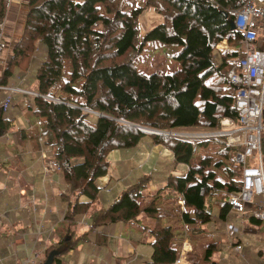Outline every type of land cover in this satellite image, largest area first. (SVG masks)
Returning a JSON list of instances; mask_svg holds the SVG:
<instances>
[{
	"label": "trees",
	"instance_id": "16d2710c",
	"mask_svg": "<svg viewBox=\"0 0 264 264\" xmlns=\"http://www.w3.org/2000/svg\"><path fill=\"white\" fill-rule=\"evenodd\" d=\"M246 1L146 0L144 6L125 9L128 0H27L24 30L12 47L8 64L2 67L0 85H9L18 71V81L31 82L35 58L45 46L46 56L36 70L38 88L33 90L39 95L16 93L24 96L23 102L31 96L29 109L35 117L45 119V126L34 135L36 143L41 149H50L48 158L62 172L66 186L60 195L66 211L52 227L54 240L39 264H64L63 258L85 242L105 244L108 233H100L102 228L141 222L143 214L150 221L144 230L153 238L152 264H176L185 244L191 247L189 264H198L193 263L194 247L187 237L178 246L175 242L178 222L204 225L219 220L227 232L230 213L235 212L230 197L238 195L243 186V167L234 161L235 148L228 146L225 136L187 138L179 130H221L223 118L239 121L234 100L239 86L230 81L228 73L233 59L242 53H220L217 45L228 40L230 46H240L242 34L235 27V14ZM9 6L7 0H0V23H5ZM148 9L160 14L163 22L142 32L141 18ZM3 40L4 34L2 44ZM154 40L182 46L174 56L180 63L178 70L146 74L137 68L146 42ZM67 60L72 64V77L62 88L76 98L55 94ZM79 78L83 82L77 88L73 83ZM1 93L0 99L6 91L0 89ZM6 112L0 109V138L11 130L13 120ZM28 137L26 130L18 134L21 143L29 141ZM213 138L222 145L219 156L205 155L193 164L196 145L208 146ZM145 140L172 151L167 183L152 191L154 172L143 173L110 204L91 210L101 194L97 181L109 174L111 152L136 149ZM262 148L264 157L263 134ZM42 159L44 163L46 159ZM181 164L187 165V172L173 173ZM5 174L0 172V180L10 177ZM223 190L228 196L217 215L214 196ZM83 197L87 200H81ZM89 213L88 227L81 231L84 225L79 221ZM246 216L249 224L264 223L253 215H242ZM165 219L172 223L165 224ZM3 225L0 239L9 237L10 226ZM191 230L194 234L204 231L201 226ZM240 233L241 227L239 233L227 234L229 241L235 244ZM222 247L213 239L201 256L212 264H222L223 260H214Z\"/></svg>",
	"mask_w": 264,
	"mask_h": 264
},
{
	"label": "crops",
	"instance_id": "0c3cea01",
	"mask_svg": "<svg viewBox=\"0 0 264 264\" xmlns=\"http://www.w3.org/2000/svg\"><path fill=\"white\" fill-rule=\"evenodd\" d=\"M26 3L27 0H12L10 3L5 21L6 25H4L3 50L1 54L2 67L8 64L11 57L12 47L23 33L27 13ZM152 11L154 12L152 13ZM141 19V22L145 25L148 21L147 28L143 32L150 29L155 21L160 20V23L163 22L162 16H160V14H158L154 9H148L145 11ZM255 30L257 33L256 45L264 50V23L260 22ZM224 41H226V48L218 47L221 42L217 45V51L221 53L229 51L227 50L229 48L228 40ZM243 47L244 46H242L241 41L240 46L236 47V51L242 53ZM240 57L241 56L233 59L232 63L234 64V62ZM38 58L39 56L36 57L35 60ZM1 71L2 68L0 69V75ZM18 75H20L19 71L16 73L13 80L10 81L9 85L24 87L22 85L24 82L17 80L19 77ZM24 84L26 85L27 82ZM27 89L36 90L32 87ZM228 92L229 90H226L225 94H228ZM0 95L2 96L4 94L1 93ZM23 100V95L15 94L13 104L6 112L8 117L9 113L12 115L11 118L9 117V119L13 120L11 122V130L7 135L0 139L1 142L4 141V143H6L9 147L6 148L0 146V163L5 162L6 164L4 166L0 165V172L6 173L5 175H10V177H3L4 183L0 187V211L6 214V217L0 226L3 224L10 226V229L8 230L9 238H3L0 240V264H39L44 257L47 246L54 240L52 227L62 219L66 211V204L61 200L59 194V191H61L59 190L61 185H57L56 183H53L52 185L50 184V189L46 186V180L43 175L44 163L41 155H39V151L42 150L40 144L31 140L21 143V141L19 142L18 140V134L20 131L26 130L27 133H30L28 128L31 121L27 115H22L23 109L21 107ZM20 114L25 121L16 119V115ZM261 123L263 126L262 134L264 136V111ZM35 128L36 127L33 129ZM11 144L14 146L11 147ZM145 146L149 148V150H145L141 146L137 147L136 153L133 155H130L129 151H125V153L122 154H114L111 159L109 156L111 161L110 171L106 177L100 178L97 181V185L100 187L102 195L100 194L99 199H97V201L92 205L91 210H98L110 204L127 185L131 184L138 177L136 175L137 171H141V175L143 173H148V170L150 169L149 167L153 164L156 168L152 176L150 189L152 191H157L167 183V176L171 172L170 166H172L174 161L172 151L170 153L169 149L166 147L154 145L150 140L146 141ZM153 146L163 147L160 152L163 153L161 155L166 154V156L161 158L162 156L159 157L156 152H153L149 158L150 150L155 151L152 150ZM261 152L263 156V148L261 149ZM254 156L258 155L255 153L253 157ZM170 160L172 161L170 162ZM141 165H143L142 169L137 170ZM159 165L164 166L166 171L160 172ZM131 168H133V170ZM176 169L177 171H174L173 173L181 174L187 172L188 167L187 165L181 164ZM16 170L19 173H15ZM165 172H167V174H165ZM53 175L54 174L52 173L50 176L52 177ZM43 187L47 189V193L50 196L49 200L48 197L47 200L45 198L47 194L43 197ZM36 194H38V197L35 196ZM32 195L35 196V199L39 204L35 206V210L31 205ZM40 197L42 199H40ZM260 199L261 198L258 197L257 200L259 201ZM81 200H87V198L83 197ZM29 210H32V212ZM40 210H42L41 214ZM234 213V217L232 219L229 218L228 221L240 226L242 230L240 237L242 240L241 244L243 255H241L244 256V260L240 261L238 264H264V249H262L263 247L261 246V241L264 242V223L262 226L257 224L252 225L248 223L247 216L243 218L242 215L240 217L237 216L236 212ZM89 215L90 213L85 215L84 219L79 221V224L83 223L82 225H84L80 229L81 231L88 227L86 224L89 221L88 219H90ZM35 216L38 217L37 220H35ZM127 226H129V223L118 224L108 230L102 228L99 231L100 233L104 230L108 233L105 244L97 245V243L94 244L92 242H85L81 244L78 249L69 252L63 258V263L152 264L150 263V260L153 249L150 243L153 238L149 235V239L151 241L148 242L149 247H146L142 244V241L146 240L145 236L140 238L141 230L138 229L139 232H137V229L127 230ZM223 226L224 225L222 224L219 230L222 229L225 231ZM38 227H42V231L40 233H37ZM245 235H250L247 245H244ZM33 238H36V240L34 241ZM5 239H8V243ZM227 240L228 239L225 238L223 242H227ZM33 249L35 250L34 253L32 252ZM18 253H24L26 255L31 254V256L29 258L26 257L27 259L25 262H20L19 259L21 257H18Z\"/></svg>",
	"mask_w": 264,
	"mask_h": 264
},
{
	"label": "built area",
	"instance_id": "2783aa9c",
	"mask_svg": "<svg viewBox=\"0 0 264 264\" xmlns=\"http://www.w3.org/2000/svg\"><path fill=\"white\" fill-rule=\"evenodd\" d=\"M7 1L12 2V0ZM260 22L264 23V0H247L241 9L236 11L235 27L242 34L243 56L234 62L228 77L232 83L239 86L235 96V105L240 111L239 121L233 122L230 118L225 117L221 121V130L202 133L199 136H225L228 146L235 148L234 161L243 167V186L241 192L236 196H231L229 201L240 215L249 214L264 220V166L261 152L263 129L261 122L264 111V50L256 45L257 33L255 30ZM3 29L4 22L0 23V68ZM0 89L6 91L5 97L0 99V109L2 108L4 112L9 110L15 94L18 92H23L26 95H39L33 90L18 86L0 85ZM40 141L44 142V138H40ZM255 153L258 156L253 157ZM49 156L50 149L44 147L41 150V157L46 159L43 165L45 180L46 177H50L52 172L57 171L55 162L49 159ZM258 197L261 198L259 201ZM33 202H35L34 199ZM5 217L6 214L0 211V224L3 223ZM239 228L238 225L229 223L227 234L233 236L239 233ZM185 246L181 258L176 264H181L183 256H187L188 259L191 247L189 245V249H186ZM241 249L242 245L238 244L236 250Z\"/></svg>",
	"mask_w": 264,
	"mask_h": 264
},
{
	"label": "rangeland",
	"instance_id": "374dc122",
	"mask_svg": "<svg viewBox=\"0 0 264 264\" xmlns=\"http://www.w3.org/2000/svg\"><path fill=\"white\" fill-rule=\"evenodd\" d=\"M128 1H129V4H128V2H126L125 9L141 7V6H144V4L146 3V0H128ZM153 12L154 11H152V13ZM26 15H27V13H26ZM150 16H153V15H150ZM158 18H160V17H158ZM141 21H142V19H141ZM147 24H148V21H147ZM147 24L145 25L143 22H141V25L143 27L142 32L147 28ZM158 24H160V20L155 21V23L153 24L152 27H154V26H156ZM4 25H6V24L4 23ZM219 45L220 46H218V47H221V48H226V46H227L226 45V41L221 42ZM42 47H44V48L41 50V54L39 55V58L34 61L35 63L33 64V67H32V70H31V74L32 75L30 76L31 82L27 83L29 86L23 84L24 87L19 86L20 88H23V89H27L29 87H32V88H35V89L38 88V81L35 78L36 77V70H37V67L40 64V62H42L41 61L42 58L44 56H46V51L44 50L46 48H45V46H42ZM181 50H182V46L178 45V44L167 45V44H164L163 42L158 41V40L147 41L146 45L144 47V50L141 53V56L137 59L136 66H137V68L140 71H142V72H144L146 74H152V73H156V72H160V73H164V74H171V73H173L174 71H176V70H178L180 68V63L177 61V59L174 56L177 53H179ZM227 50L236 51V47H233V46L229 45V48ZM11 55H12V52H11ZM1 68H2V65H1ZM71 77H72V64H71V61L67 60L65 62L64 75H63L62 79L60 80V82L55 87V94L57 96L72 97V98H76L77 97L76 94L69 93L68 91H66V90H64L62 88L63 84H65V82L70 80ZM82 82H83V79L79 78L73 84H74L75 87L80 88L81 85H82ZM11 86H13V85H11ZM14 87H17V86H14ZM29 90H31V89H29ZM46 98H50V97L46 96ZM29 100H30L31 103L33 102V98L30 96L28 100H25L22 103V107H21L23 109V111H22L23 114L22 115L23 116L27 115L28 118L31 121L30 124H32V126H29V128H28V131H30V133H27L29 135V137H28L29 140H31L33 142H37V137H35L34 135H36L38 133L39 128H41V127L43 128L45 126L46 122H45V119L37 118V117L34 116L32 111L28 107ZM12 109H14V108H12ZM16 116H17L16 117L17 120H24L25 121V119L22 118L21 114L20 115H16ZM9 117L10 118L12 117V115L10 113H9ZM94 118L96 119L95 116H92V119H94ZM229 125H231V124H229ZM34 127H36V128L33 129ZM31 129H33V130H31ZM179 131H180V133H187L188 136H183V137H187L188 138V137H196L195 135L199 136L202 133L206 134V133H210V132H217V131H219V129L208 130V129H205V128L196 127V128L182 129V130H179ZM183 135H185V134H183ZM216 138H219V137L216 136ZM216 138H213L212 140H210L208 146H202V145H199V144L196 145V149H195V152H194V155H193V158H192V163L193 164L197 163L205 155H212V156L215 155L217 157L219 156V154H220L219 152L222 149V145L217 143L219 141H217ZM146 141L142 142L139 147L142 146L143 149L149 150V148H147L145 146L146 145ZM0 146L9 148L8 145H6V143H4V141H2V142L0 141ZM13 146L14 145L11 144V147H13ZM136 149L128 150L130 155H133L134 153H136ZM161 149H163V147H161V146L160 147H154L153 146L152 150H155V151H151L150 150L149 158L151 157L153 152H156V154L159 157L162 156L161 158H164L163 156H166V154L165 155H161V154H163L162 152H160ZM164 151H166V150H164ZM169 152L171 153L170 150H169ZM122 153H125V151L124 150H114L109 155L110 159L114 156V154H122ZM166 161L169 162L168 160H166ZM171 161L172 160H170V162ZM160 165H162V164H160ZM160 165H159V171L160 172L166 171L164 169V166H160ZM142 166L143 165L139 166V168L137 170L142 169ZM172 166H170V167H172ZM149 168L150 169L148 170V173L151 174L152 172L155 171L156 167L153 164ZM131 169L133 170V168H131ZM174 171H177V169H175ZM52 173L54 174L53 175L54 177L53 176L52 177L51 176L50 177H46V181H45L46 182V186H48L49 189H50V184L52 185L53 183H56L57 185H61V188L59 189V190H61V191H59V194L61 195V192H63L66 189V186L64 185V182H63L62 172L55 171V172H52ZM165 174H167V172H165ZM136 175L140 176L141 175V171H137ZM3 180L4 179L0 180V187L4 183ZM42 182L44 183L43 179H42ZM42 191H43V197L45 196V194H47L45 196V198L47 200V197H48V200H49L50 196L47 193V189L45 187H43ZM37 195L38 194H36L35 196H37ZM35 196L32 195V202H31V205H32L34 210H35V206L39 205L37 200L35 199ZM227 196L228 195H227V193L224 190L222 192H220V193H217L214 196V207H215L214 212L216 214L219 212L220 205L224 202V200L227 199L226 198ZM33 199L35 200V202H33ZM40 199H42V198L40 197ZM207 204L208 205L210 204L209 200H208ZM39 208H40V206H39ZM29 211L32 212V210H29ZM41 212H42V210H40V214H41ZM236 214H237V216L241 217V215L238 212H236ZM35 215H37V214H35ZM234 215H235V213L231 212L230 213V218L232 219L234 217ZM37 219H38V217L35 216V220H37ZM141 219H142L141 222L129 223V226H127V230L137 229V232H139L138 229H140L141 230L140 238L145 236V239H146V240L142 241V244L145 245L146 247H149L148 242L151 241L149 239L150 238L149 237V233L147 231L145 232V230H143V229L145 228V224L147 226L150 225V221L147 219L145 214H143L141 216ZM164 223L165 224H170L172 222L171 221L169 222L167 219H165ZM126 224H128V223H126ZM222 224H223V222L219 221V220H216V221L214 220L212 223H206L204 225H200V224H188V225H185L182 222H178L177 225L180 228L176 229L177 235H176L175 242H176V244L178 246V244L180 243V240H182L184 237H187L190 240V242L193 245V247H194V252L192 254L193 263L197 262L198 264H212L210 261L204 260L202 258V256H201V253L206 248V245L211 240L215 239V240L219 241L220 243H222L223 247H222L221 251H219L218 253H216L214 255V260H216V261L223 260L222 264H228V263L229 264L230 263L231 264H238L240 261H242L244 259H243V256H242L243 255L242 254V249L241 250H236L235 247L242 240L241 239H237L236 241H234L235 244H232V242L229 241V239L231 240V238L230 237L228 238L227 232L223 231L222 229L219 230V228H220V226ZM193 226H201V227H203L204 231L201 232L200 234H194L192 232V230H191V228ZM260 226H262V225H260ZM1 227L2 226H0V228ZM223 227H225V225ZM37 231H38L37 233H40L42 231V227H38ZM249 236L250 235H245L244 245L248 244ZM225 238L228 239L227 242H223V240ZM33 239H34V241L36 240V238H33ZM140 240H142V239H140ZM261 246L263 247L262 249H264V242H262V241H261ZM185 247H186V249H189V245L188 244H186ZM32 252L34 253L35 250L33 249ZM237 252L240 254L239 256H238ZM22 254H24V253H18V257H21L19 259L20 262H25L26 259L31 256V254H29V255H26V254L22 255ZM23 258H25V259H23ZM188 262L189 261L187 259V256H183L182 260H181V264H189Z\"/></svg>",
	"mask_w": 264,
	"mask_h": 264
},
{
	"label": "water",
	"instance_id": "95a60500",
	"mask_svg": "<svg viewBox=\"0 0 264 264\" xmlns=\"http://www.w3.org/2000/svg\"><path fill=\"white\" fill-rule=\"evenodd\" d=\"M168 133H170V132H168ZM47 264H49V263H47Z\"/></svg>",
	"mask_w": 264,
	"mask_h": 264
}]
</instances>
